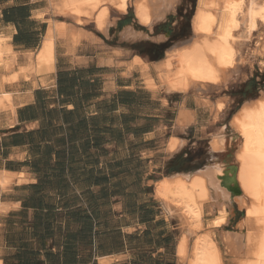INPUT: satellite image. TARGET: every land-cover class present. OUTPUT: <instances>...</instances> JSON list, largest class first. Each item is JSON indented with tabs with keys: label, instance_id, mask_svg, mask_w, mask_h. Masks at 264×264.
<instances>
[{
	"label": "crops",
	"instance_id": "obj_1",
	"mask_svg": "<svg viewBox=\"0 0 264 264\" xmlns=\"http://www.w3.org/2000/svg\"><path fill=\"white\" fill-rule=\"evenodd\" d=\"M63 1L0 0V264H182L187 228L157 185L179 156L197 157L182 174L206 166L201 145L233 100L232 79L185 92L159 81L169 51L196 38L198 0H166L150 26L136 0L123 13L103 3L105 29L103 5L92 18L61 13Z\"/></svg>",
	"mask_w": 264,
	"mask_h": 264
},
{
	"label": "bare ground",
	"instance_id": "obj_2",
	"mask_svg": "<svg viewBox=\"0 0 264 264\" xmlns=\"http://www.w3.org/2000/svg\"><path fill=\"white\" fill-rule=\"evenodd\" d=\"M65 1H63L65 4L61 13L64 11L67 15L78 14L92 16V18V11L103 5L96 17L98 26L104 28L109 15L108 7L104 4H112L123 13L128 9L130 0ZM63 2L60 4L63 5ZM154 3H158L157 9L151 8ZM171 3L173 2L166 0L165 2L164 0H136L134 1L136 18L143 25L150 26L154 19L165 18ZM245 3V0H198L192 25L195 30V40L189 46L169 51L164 64H161L162 67H158L163 88L167 91L185 92L192 86L219 83L224 80L225 72L233 70L237 63V48L231 35L234 31H238L239 19L247 16ZM262 23L264 26V16ZM244 24L246 29L251 31L248 21ZM258 42L261 43L258 44V54L264 58V39ZM48 44L50 49L48 45L47 49L52 51L53 41ZM5 48L10 47H4V41L0 40V62L3 61L6 51L8 57V50ZM47 51L42 52L37 58L38 67L43 63L42 61L47 62L48 58L53 59H51L53 51ZM147 81L151 85L150 88H156L154 81ZM223 107L225 105L219 101L216 110L219 111ZM188 118L192 119L189 114ZM231 128L235 136L238 135L241 138L240 148L235 155L238 165L233 166L215 160L218 153L225 148V138L221 133L211 142L213 159L200 172L175 173L157 185V196L164 205V209L181 217L183 227L187 228L185 229L187 234L181 238L177 248L179 260L183 264L184 262L186 264H225L215 238V229L229 222V208L232 207L234 196L245 205L246 225L255 232V234L247 233L246 244L241 236H230L233 239L231 245H234L236 250H246L247 253L246 259L239 264H264V95L244 103L235 112ZM179 144L178 140L173 138L170 149L174 150ZM207 215L211 216L208 221ZM208 225L213 229L206 230ZM192 236L194 240L192 244H189V238ZM230 237L228 239H231Z\"/></svg>",
	"mask_w": 264,
	"mask_h": 264
},
{
	"label": "rangeland",
	"instance_id": "obj_3",
	"mask_svg": "<svg viewBox=\"0 0 264 264\" xmlns=\"http://www.w3.org/2000/svg\"><path fill=\"white\" fill-rule=\"evenodd\" d=\"M245 2H246L245 10L247 16H244L246 17V18L243 17L244 19L243 18L239 19L240 20L238 24L239 29L238 31H234L233 34L231 35V39L236 45L235 48H237L236 49L237 63L233 68V70L226 71L227 73L225 72L224 75L225 78H223L224 80L220 81V82H224L226 79L228 80L232 79V84L227 87L228 90L232 88V90H230L231 93L238 91L239 88L243 84L248 82L254 74L262 73L264 71V65H263L264 58H261L258 54V47L261 44L258 41L261 40L262 38L264 39L263 37L264 26L262 23L264 16V0H245ZM248 16L251 17V20L250 17L248 18ZM243 21H245L244 23L248 21V24L250 25L249 29L251 31L246 29ZM159 81L161 80L159 79ZM221 84L222 87L225 86V83H221ZM224 92H226V89H222V90L220 89L217 93L219 96H223ZM256 95L257 98L264 95V87L259 88ZM252 99L253 98L243 101L241 95H234L233 100L230 104V109L226 111L227 114L224 115L221 119H219V115H215L216 117L214 116L216 119H218L217 127H221V132L225 138V148L220 153H218L217 155L218 157H215V160L223 163L225 162L233 166L238 165L235 160V155L240 148L239 146L241 143V138L238 135L235 136L234 131L232 130L231 126H229L228 123H229V119L232 117L231 112H233L238 107L239 103L243 101L244 104L245 102H249ZM211 114L212 113L210 112H206L203 115L204 117L202 119L205 122L208 121ZM214 140L215 137L210 141L213 142ZM210 141L205 140L201 145V148L204 150V153L201 156L202 158L200 162H202L203 160L205 162L204 165L209 164V162L213 159L211 155L212 148H210L212 143ZM233 198L234 199L232 200V207L231 209L229 208V216H230L229 222L225 225L222 224L221 226H219V228L215 229L216 232L215 238L218 241L219 250H221L222 252V257L225 264H239L242 260L246 259L247 257L246 250L243 251L236 250L235 246L231 245L233 240L231 237L234 235L236 236L239 235L242 237L244 244H246L247 233L251 232L252 234H255V232L246 225L245 205L241 201H239L238 198H235V196ZM208 217L210 218L211 216ZM207 229H213V227L208 225L206 227V230ZM193 237L194 236L189 238V244H192L191 242L194 240ZM229 237L231 239H228ZM227 240L228 241L231 240V242H226ZM232 249L234 251H232ZM184 264L186 263L184 262Z\"/></svg>",
	"mask_w": 264,
	"mask_h": 264
},
{
	"label": "trees",
	"instance_id": "obj_4",
	"mask_svg": "<svg viewBox=\"0 0 264 264\" xmlns=\"http://www.w3.org/2000/svg\"><path fill=\"white\" fill-rule=\"evenodd\" d=\"M264 87V71L262 73H256L254 74L251 79L243 84L238 91L231 93L233 96L234 95H241L243 101H246L248 99L253 98L251 101L256 100L257 98V92L259 88ZM258 99V98H257ZM243 101L239 103L238 107L231 112L232 115L235 114V112L241 107L243 104ZM249 101V102H251ZM197 157H188V158H183V157H178L174 160L172 163V167L170 169L171 172L175 173H181V172H188L192 170L194 167L192 162L196 160ZM201 159V158H200Z\"/></svg>",
	"mask_w": 264,
	"mask_h": 264
}]
</instances>
